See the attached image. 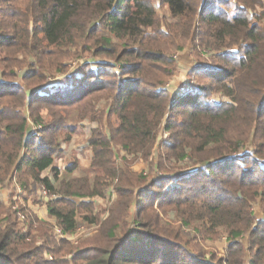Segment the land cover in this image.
Returning a JSON list of instances; mask_svg holds the SVG:
<instances>
[{"label": "trees", "instance_id": "trees-1", "mask_svg": "<svg viewBox=\"0 0 264 264\" xmlns=\"http://www.w3.org/2000/svg\"><path fill=\"white\" fill-rule=\"evenodd\" d=\"M154 1L0 0V184L17 179L30 194L44 188L49 217L68 235L84 212V221L98 223L86 199L102 197L115 180L119 194L104 222L110 247H86L73 258L62 256L72 245L57 240L50 224L30 215L20 228L12 207L0 204V264H264V220L256 221L252 210L256 204L264 211V32L246 15L264 8V0ZM164 7L170 20L159 15ZM167 36L191 43L197 57L204 49L217 53V65L195 68L210 84L179 96L162 87L173 65ZM114 40L131 47L116 56ZM234 45L238 52L230 54ZM79 46L100 61L85 63L64 84L29 86L33 77L42 79L38 74L16 82L20 55L42 67ZM215 93L228 101L218 102ZM84 121L94 125L87 140L91 175L75 176L78 161L60 169L56 160ZM160 129L168 137L157 144ZM250 142L253 151L241 154ZM117 147L134 161L157 155L161 171L189 157L213 154L217 162L146 183L131 171L134 161L116 159ZM168 208L179 213L181 226L143 219ZM131 223L126 235L114 232ZM220 230L229 243L217 258L200 242L217 240Z\"/></svg>", "mask_w": 264, "mask_h": 264}, {"label": "rangeland", "instance_id": "rangeland-1", "mask_svg": "<svg viewBox=\"0 0 264 264\" xmlns=\"http://www.w3.org/2000/svg\"><path fill=\"white\" fill-rule=\"evenodd\" d=\"M156 5V0L154 1ZM162 10L159 12V15L162 17V19L170 20V14L168 12V9L166 7L161 8ZM233 13H235V7L232 8ZM251 10V11H250ZM250 10H247V16L249 22L253 26H258L261 31L264 32V8L255 7ZM162 30L166 31L167 29L162 26ZM149 33L154 35V31L150 30ZM156 34V33H155ZM171 41H174V45L167 49V54L172 57L173 65L171 67H168L167 70L171 71V77L168 79V81L162 86L163 88H167L169 93L173 96H179V93L181 94L184 89H189L190 92L194 91L198 88L199 83L201 85L210 84L211 81L209 78L202 76V74H199L195 68L198 64H204L207 66L215 65L217 53L212 50H206L204 49L201 53H198L199 57L194 54L193 47L191 43H187L184 40H180L178 37H170L167 36V39ZM115 49L118 50V53H115L116 56H118L120 53L124 51L126 46L131 47L129 42H119L114 40ZM240 45V44H239ZM83 46H79L78 48L73 49L71 52L66 51L65 55L61 54V61L58 62L57 60L53 59L52 57H49L50 61L49 63L45 65H41L42 67L38 66L36 60L32 57V55L28 56H19L17 58L18 65L20 66V69H17L16 71V82H19L20 84H24V81L22 78L25 76H28V78H32L34 74H38L39 76H42V79L33 77L31 81L28 82V85L35 88L36 86H39L43 83V86H53L54 84H64L65 83V77L70 76L74 74V72H78L81 70L85 63L91 62V61H100L99 59H95L93 57V54H85L83 53ZM169 47V46H168ZM226 54H229L225 50ZM234 54L238 52V45H234L232 47V50L229 51ZM114 60V59H112ZM62 64V65H58ZM217 65V64H216ZM120 64L117 65L119 68ZM94 68H96L94 66ZM64 71V72H62ZM3 73V70L0 69V74ZM6 73H10L7 71ZM8 75V74H7ZM199 75L201 77H199ZM26 86V85H24ZM177 91V92H176ZM213 97L218 102H225L228 101V98L219 94L215 93L213 94ZM100 107L104 108L105 103H102L99 105ZM45 117L47 116V112L43 111L42 113ZM85 124L91 125V121H84ZM30 126L33 129H37V125L33 122L30 123ZM81 130L75 140H73L70 144L67 145L66 149H69L70 152L68 156L62 157L59 159L58 163L60 162L62 164L63 169H65L66 165H69L73 160L78 161L79 163V171L75 173V176H81L85 174H90V165L92 161V151L86 149L87 146V140L89 139L90 135H86ZM160 133V134H159ZM158 138L156 140V143H162L163 140H166L168 135L160 129ZM167 135V137H166ZM80 146L79 151H75L77 147ZM253 143L250 142L244 146L243 151H241V154H248L251 153L253 150ZM215 150H218V147H214ZM78 150V149H77ZM115 150V148H114ZM67 151V150H66ZM115 156L116 159L122 160L128 159L129 162H133L134 159L131 158L127 153L123 151L121 147H117L115 150ZM215 154V153H214ZM210 154L206 157H197L202 158L206 160H200L197 158L189 157L185 158L183 161H170L168 164L164 165L165 169L164 171H161V168L158 169V163L159 159L157 158V155L153 158H150L148 161H144L143 158L140 156L134 161L132 164H130V169L133 173H135V176L137 175L138 178L140 176L141 178H147L148 183L150 179H158L159 177L164 176L163 174H172L176 173V178L183 175L188 174L191 171L198 170V168H201L203 166H208L207 163H216V158H209ZM229 158L234 156H228ZM120 161V163L122 162ZM211 163V164H212ZM122 164V163H121ZM80 174V175H79ZM50 175V173H49ZM66 176V175H65ZM65 176L63 175V178L65 179ZM175 178V179H176ZM176 181V180H175ZM118 180H115V182H111L110 185L105 189L104 195L102 197H93L86 199L85 201L91 202L94 204V213L93 215H90L91 218H98V223L93 224L87 221H84V216L88 215V212H84L83 215H79L78 221H79V227L74 235H71L72 238L70 240H67L71 245L72 248L70 250V253H64L62 256L65 258L74 257L76 256L80 250H83L86 247L94 246V247H103L107 248L111 243L109 241L108 237V231L105 230L104 222L109 219L111 216V210H113L115 204L117 203V200L119 199V194L117 192L116 186H117ZM44 194L43 190H38L37 192L30 194V192H27L24 190V188L20 185L17 179H14L12 181L6 180L4 183L0 184V204H5L7 207L11 206L13 212L21 211L20 209L22 207L25 208V212L21 211L24 215V219L20 220L17 218L18 223L20 224V228H26V222L28 221V218L30 215L36 216V218L42 222V223H48L52 227V232L57 240H59L58 236L56 235V227L57 223L54 219L50 218L47 214V208L46 203L48 201V197ZM77 203H80L81 200L76 199ZM36 209H39L36 211ZM137 209H133L131 212V218L132 220L135 218V214H137ZM254 211V218L256 221H259L262 217L264 218V211L258 206L254 205L253 209ZM179 213L177 211L172 212L171 208H168L166 210H154L149 215L148 213L145 214L143 217L144 221H149L150 223H155L158 221V224L162 227L169 229L171 227H178L181 226L180 222H182V218L179 217ZM89 216V215H88ZM135 227V224L131 223L130 227H124L120 226L118 227L114 232L117 236H123L127 234V231L131 228ZM162 227H158V234L159 231L164 229ZM141 230H144V228ZM187 234H194L193 229L186 228L185 229ZM223 230H220L219 236H216L217 240L209 241L207 239H202L203 241L200 242V246L203 247L206 246V249L208 251V254L215 253L217 258L224 257L225 250L228 245V240L226 234H223ZM161 235V234H160ZM197 236V235H196ZM162 237H165L162 235ZM200 238V236H199ZM246 238V237H245ZM167 239V238H166ZM201 239V238H200ZM245 242V239H244ZM110 247V246H109ZM210 256H208V259Z\"/></svg>", "mask_w": 264, "mask_h": 264}, {"label": "crops", "instance_id": "crops-1", "mask_svg": "<svg viewBox=\"0 0 264 264\" xmlns=\"http://www.w3.org/2000/svg\"><path fill=\"white\" fill-rule=\"evenodd\" d=\"M166 90H168V89L166 88ZM176 92H177V91H176ZM177 94H178V93H177ZM177 94H176V95H177ZM179 94H180V93H179ZM176 95H175V96H176ZM173 96H174V94H173ZM83 126H84V127H82V130H83L82 132L85 133L86 135H91V133H90V132H91V128L94 127V125H93V124L88 125V124L83 123ZM74 140H75V139H74ZM66 147H67V146H66ZM79 147H80V146H78V147H77L78 150L76 149L75 151H79V152H81V151L79 150V149H80ZM88 148H89V146H88V142H87L86 149H88ZM65 150H67V151H65V154H64L63 156L59 157V158L56 160V166L59 167L60 169H63L64 167H62V164H61L60 162L58 163L59 159L62 158V157H65V158H66V157L68 156L69 152H70L69 149H65ZM89 150H90V148H89ZM66 166H67V165H66ZM66 166H65V168H66ZM75 200H76V199H75ZM38 210H39V209H36V211H38ZM47 214H48V212H47ZM48 216H49V215H48ZM261 220H264V218L262 217L259 221H261Z\"/></svg>", "mask_w": 264, "mask_h": 264}, {"label": "built area", "instance_id": "built-area-1", "mask_svg": "<svg viewBox=\"0 0 264 264\" xmlns=\"http://www.w3.org/2000/svg\"><path fill=\"white\" fill-rule=\"evenodd\" d=\"M166 137H167V135H166ZM41 190H43L44 194L48 196L47 191L44 188H42ZM16 215H17L18 219H20V220L24 219V215L21 211L16 212ZM56 235L59 237L58 238L59 240H70L72 238L71 235L64 234L58 226L56 227ZM49 260H52L51 256L49 257Z\"/></svg>", "mask_w": 264, "mask_h": 264}, {"label": "bare ground", "instance_id": "bare-ground-1", "mask_svg": "<svg viewBox=\"0 0 264 264\" xmlns=\"http://www.w3.org/2000/svg\"><path fill=\"white\" fill-rule=\"evenodd\" d=\"M64 103V102H63ZM55 105H56V103H55ZM60 105H61V103H60ZM57 106V105H56Z\"/></svg>", "mask_w": 264, "mask_h": 264}]
</instances>
